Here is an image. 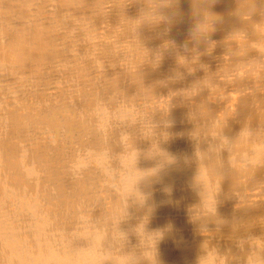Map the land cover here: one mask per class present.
Instances as JSON below:
<instances>
[{
    "label": "bare ground",
    "instance_id": "obj_1",
    "mask_svg": "<svg viewBox=\"0 0 264 264\" xmlns=\"http://www.w3.org/2000/svg\"><path fill=\"white\" fill-rule=\"evenodd\" d=\"M0 264H264V0H0Z\"/></svg>",
    "mask_w": 264,
    "mask_h": 264
},
{
    "label": "clouds",
    "instance_id": "obj_2",
    "mask_svg": "<svg viewBox=\"0 0 264 264\" xmlns=\"http://www.w3.org/2000/svg\"><path fill=\"white\" fill-rule=\"evenodd\" d=\"M133 167H134V165H133ZM134 169H135V168H134ZM130 176H131V173H129V172H127V170H125V176H124V178H123L122 183H124V184L126 185V184L128 183V181H129V179H130ZM138 179H139V178H138ZM138 179L136 180V182H135V184H134V187H135V185H136ZM130 196H132V195H131V194L128 195L127 199H128Z\"/></svg>",
    "mask_w": 264,
    "mask_h": 264
}]
</instances>
